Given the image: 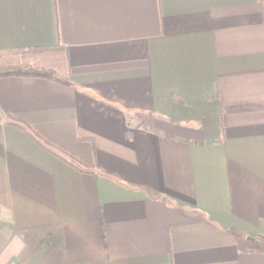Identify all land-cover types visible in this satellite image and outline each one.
I'll use <instances>...</instances> for the list:
<instances>
[{
	"label": "crops",
	"instance_id": "1",
	"mask_svg": "<svg viewBox=\"0 0 264 264\" xmlns=\"http://www.w3.org/2000/svg\"><path fill=\"white\" fill-rule=\"evenodd\" d=\"M40 243L264 264V0H0V264Z\"/></svg>",
	"mask_w": 264,
	"mask_h": 264
},
{
	"label": "rangeland",
	"instance_id": "2",
	"mask_svg": "<svg viewBox=\"0 0 264 264\" xmlns=\"http://www.w3.org/2000/svg\"><path fill=\"white\" fill-rule=\"evenodd\" d=\"M36 135L39 136L38 134H36ZM39 137H41V136H39ZM43 235H45V234H42V236L38 234L39 237L41 236V239L42 240H43V238H42ZM41 239L38 240V241H41ZM33 243L35 244L36 242H32L29 245L30 246H33ZM36 245H37V243H36ZM33 251H30L31 252V255L29 256L32 259V264H41L42 262L44 264H47L49 261L52 262L54 260H57L58 259L57 256H59V253L58 252L54 253V251L51 248H49L46 243H44V244L43 243H40L38 245V247L35 248ZM55 255H56V258H54ZM43 260H46V261H43Z\"/></svg>",
	"mask_w": 264,
	"mask_h": 264
},
{
	"label": "trees",
	"instance_id": "3",
	"mask_svg": "<svg viewBox=\"0 0 264 264\" xmlns=\"http://www.w3.org/2000/svg\"><path fill=\"white\" fill-rule=\"evenodd\" d=\"M17 125L23 127L28 133L29 135L38 143L40 144L43 148H45L46 150L58 154V155H62L57 149H55L51 144H49L45 139L37 136L30 128H28L26 125L20 123V122H16Z\"/></svg>",
	"mask_w": 264,
	"mask_h": 264
}]
</instances>
